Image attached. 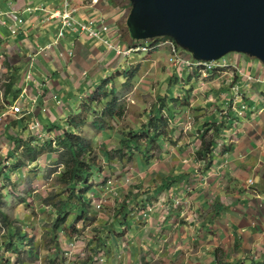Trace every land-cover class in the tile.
<instances>
[{
    "label": "rangeland",
    "instance_id": "374dc122",
    "mask_svg": "<svg viewBox=\"0 0 264 264\" xmlns=\"http://www.w3.org/2000/svg\"><path fill=\"white\" fill-rule=\"evenodd\" d=\"M68 1L71 9L89 0ZM112 1L122 12L117 32L121 40L116 43L123 48L131 46L135 43L128 25L131 1ZM31 2L46 10L56 6L63 10L59 7L66 0H21L18 5L25 8ZM16 3L17 0H0V207L8 216L0 217V264H185V254L191 258L190 263L210 264L209 257L204 260V253L197 251L195 242L204 234L201 222L204 224L216 205V192L209 196L207 192L212 182L220 184L218 187L225 192L231 189L230 183L225 185L223 167L216 158L232 144L255 138L249 137L253 134L256 144L264 143V63L256 57L231 52L211 67L204 62L188 66L183 61L193 59V55L179 46L183 61L178 63L165 38L156 48L130 54H117L105 47L101 51L90 49L78 54L76 64L80 69L87 67L89 78L81 79L84 82L76 90L77 98L69 101L70 107L66 106L56 124L41 115L37 131L31 128L36 122H28L26 115L19 117L31 105L22 97L15 98L17 90L27 93L28 87L9 83L11 72L4 68L25 57L16 54L12 38ZM28 76L32 78L29 72ZM105 79H109V86L117 88V104L124 108L119 117L103 115L106 101L87 103L93 95L102 94L99 88ZM11 83L8 95L7 85ZM248 100L258 103L252 108ZM15 105L22 106L23 111L14 113ZM248 107L254 112L249 113ZM157 115L167 122L159 121V137L151 146H146V139L139 140L140 149L122 145L130 133ZM86 116L87 121L79 123L82 125L75 132L91 144V152L85 153L83 160L88 165L96 164L85 195L88 204L80 217L81 208L69 205L66 223L57 226L55 210L69 199L70 189L62 177L66 150L56 141L65 129L72 130L73 120ZM95 121L102 127L95 126ZM208 122H214L209 129ZM216 127L221 130L207 168L208 159H200L197 151L202 147L201 136L211 138ZM41 132L43 137H39ZM32 138L37 140L27 144ZM33 146L37 150L32 153L28 148ZM35 153L34 159L31 155ZM222 164L229 165L225 161ZM212 189L217 191L215 185ZM207 198L210 205L204 206ZM234 198L229 193L228 200L221 197L226 203ZM179 220L185 222L182 228L183 224H177ZM166 221L173 224V233L164 227ZM10 226L17 233L11 240L18 244L17 250L6 245ZM177 234L181 239L188 235L187 244L195 249L190 252L184 244L175 252L168 249L174 247L172 237ZM234 251L219 247L218 259L227 261L236 254ZM246 257L239 260L252 264V257ZM237 261L231 262L239 264Z\"/></svg>",
    "mask_w": 264,
    "mask_h": 264
},
{
    "label": "crops",
    "instance_id": "0c3cea01",
    "mask_svg": "<svg viewBox=\"0 0 264 264\" xmlns=\"http://www.w3.org/2000/svg\"><path fill=\"white\" fill-rule=\"evenodd\" d=\"M17 1V7L14 11L19 13L18 15L24 21L22 23H15L14 21L13 25L16 26V30L13 31L12 38L15 41L16 52H19L16 54L20 58L23 55L25 57L22 60L18 59L13 66L6 65L4 68L11 72L12 78H9V83L13 82L21 88L28 87V92L21 93L20 91L18 98H24L27 105L31 106L28 107L26 113L19 117L26 115L29 119L28 122H39L40 116L44 115L51 124L56 121L58 116H62V113L67 110L66 106L70 107L69 101L77 98L76 90H80L79 86L84 82L81 79L89 78L87 67L80 69L79 65L76 64L78 54H85L90 49L95 48L101 51V47H108L102 41H98L80 30L64 26L62 18L52 17L54 10L58 9L57 6L52 10H46L43 5L38 6L31 2L22 8L18 5L21 0ZM23 1L25 2V0ZM114 4L112 0H99L98 3H92V0L87 3L83 1L74 7L76 11L73 13V17L82 22L93 20L95 28L101 27L100 20L102 18L106 19L111 29L109 36L113 34L112 40L114 42L120 41L121 35L117 32H119L118 23L122 19V12H118ZM59 8L63 9L64 7L60 6ZM62 31L63 35H61ZM65 34L68 35V39L65 38ZM101 34L106 36L108 33L102 31ZM2 37L5 38L6 36ZM45 47L48 50H45ZM109 51L112 52L110 49ZM27 72L32 75V78H27ZM96 73L92 74L94 78ZM76 81L80 82L74 84ZM16 85L13 90L16 89ZM260 85L262 84L260 83ZM64 91L66 94L63 93ZM58 100H60L59 104ZM248 103L253 108L258 102L248 100ZM36 105L38 107L35 109ZM252 111V109L249 110V113ZM248 126L251 127L252 125ZM252 129L249 128V130ZM249 137L255 138H249L248 142L232 144L226 153L222 156L218 155L216 158L218 159L216 162L223 167L226 177L225 185L230 183L231 189L226 193L222 187H218L220 184L216 185L212 182L207 192L208 196L210 193L216 192V205L209 218L204 219V224L201 222L202 227H204V234L199 241L195 240V242H197V251L204 253V260H208L209 257L210 264H235V262H231L233 260H238L237 263L239 264H245L239 259L245 258L246 255L248 256L247 259L252 257V264H264V143L256 144V135L254 134ZM224 161L229 165L222 164ZM250 179L252 180L251 183ZM213 185L216 186L217 191L212 189ZM210 190L212 191L210 192ZM228 193L235 198L226 203L221 197L228 200ZM206 204L210 205L208 198L204 200V206ZM179 223L183 224L181 228L185 225L183 220H179L177 224ZM164 227L168 229L167 232L173 230V224L168 221L164 223ZM172 239V246L174 247L168 248L172 249L171 251L175 252V250L181 249L183 244L188 248L190 247V252L195 249V247L187 244L188 235L185 236V239H181L177 234ZM246 242L249 243V246H244ZM219 247L225 250L234 249L236 254H233V260L230 257L227 258L228 262L225 260L220 262L218 259L220 258L218 255ZM185 255V264H193V262L190 263L191 258L188 254ZM196 260L194 259V261Z\"/></svg>",
    "mask_w": 264,
    "mask_h": 264
},
{
    "label": "water",
    "instance_id": "95a60500",
    "mask_svg": "<svg viewBox=\"0 0 264 264\" xmlns=\"http://www.w3.org/2000/svg\"><path fill=\"white\" fill-rule=\"evenodd\" d=\"M135 40L170 37L198 61L231 52L264 63V0H130Z\"/></svg>",
    "mask_w": 264,
    "mask_h": 264
},
{
    "label": "trees",
    "instance_id": "16d2710c",
    "mask_svg": "<svg viewBox=\"0 0 264 264\" xmlns=\"http://www.w3.org/2000/svg\"><path fill=\"white\" fill-rule=\"evenodd\" d=\"M162 38L166 39L169 37H157V38H155L152 41H149L147 43L150 45H155V44L159 43ZM109 84H110L109 79H105L103 81L102 86H100V88H99V91H102V94L98 97L93 95L92 97H90V99L88 100L89 102H87V103H90V101H94L95 99L98 101H100V100L106 101V107H105V110L103 111V115L112 114L111 117H115V116L119 117V115H121L123 113L124 108L117 104V99H116L117 88L114 86V84H111V86H109ZM12 86H13V83L7 85V87L9 88V90H7L8 94L10 93V88ZM107 87H109V90L106 89ZM20 91L21 90L16 91L15 98H18ZM118 106H119L120 110H117L116 107H118ZM101 117L103 118V116H101ZM86 118H87V116L80 121L73 120L72 121L73 122L72 127H71L72 130L65 129L64 132L61 134V136L56 141V143H59V145L64 150H66L67 159L62 161L64 168H65L62 177L64 178L65 183L68 185V189H70L68 191V198L69 199L65 200L55 210L56 211L55 218L57 221V226L58 225L60 226L61 224L66 223L67 217L65 216L66 215L65 210L67 209V207L69 205H72L75 208H81L80 215L78 216V217H80L85 212V207L88 204L87 196H85V195L89 191V189H90L89 187L92 183V177H93L94 171L91 169L95 168L96 164L91 163L88 165L83 160L85 153L91 152V149H90L91 144H89L88 140H86L83 136H81V134L75 132L77 130V128L80 127V125H82L83 123H85V121H87L88 118L87 119ZM159 121L167 122V120L165 118H163L162 116H159V115L155 116V120H153V121L150 120L141 129L130 133L129 137L122 141V145L123 146L126 145L128 147H132L133 145H135L140 149L139 140L140 139H146L147 140L146 146H151L154 143V141H156V139L159 137V133H158L159 128H160ZM79 123H82V124H79ZM213 124H214V122H208L209 126L207 128L209 129L210 127H212ZM95 126H99L100 128L102 127L98 123V121H95ZM151 128H153L152 131H151ZM220 130H221V127H216L214 135L209 139H207L205 137V135L201 136L203 138V139L201 138L202 139V147L197 151V155L200 157V159H203V160L205 158L208 159L207 168L209 167L210 163L213 160V156L215 153V146L217 143L216 141H217V137L220 134ZM29 140H27V141H29ZM36 140L37 139L32 138L30 140V142H26V143L31 144L32 141H36ZM17 142L21 143L24 141L23 140H17ZM51 144H52V142H51ZM51 144H50V146H51ZM149 149L150 148H148V150ZM36 150H37L36 146L28 148V151H31L32 153L36 152ZM31 157L32 158L34 157V159H35L36 153L33 154V156L31 155ZM98 172H101V171L99 170ZM167 181H168V183L170 182L169 180H167ZM0 197H1V194H0ZM75 197L77 198V201H73V199ZM0 217L1 218L4 217L5 219L8 217L7 214L2 211L1 207H0ZM121 223H123V222H121ZM73 227L75 229V226H72V229H73ZM9 234H10L9 242L6 245H7V247H11L13 250L14 249L17 250L18 244L15 242H11V240L13 239V236H15V234H17V233H16V231L13 230V227L11 228V226L9 229ZM24 237H25L24 235H19V239L23 240ZM22 242L24 243V241H21V243Z\"/></svg>",
    "mask_w": 264,
    "mask_h": 264
},
{
    "label": "built area",
    "instance_id": "2783aa9c",
    "mask_svg": "<svg viewBox=\"0 0 264 264\" xmlns=\"http://www.w3.org/2000/svg\"><path fill=\"white\" fill-rule=\"evenodd\" d=\"M99 0H92V3H98ZM69 6H70V2L68 0H66L65 4H64V8L63 10H55L53 13H52V17L56 18V17H60L62 18L63 20V24L64 26H67L71 29H74V30H80L81 32L83 33H86L88 34L90 37L92 38H96V39H100V41H102L107 47L108 49H110L111 51H114L116 52L117 54H123V53H127V54H130L132 52H135V51H140V50H145L147 51V49H152V48H156L158 47L160 44L157 43L155 45H150L148 44L147 42L149 41H152L153 39H149V40H145L143 43L142 40H135V43L131 46H125L124 48L119 45V43H116L112 40V35L109 36V33L111 32V29L109 27V24L106 22V19L102 18V20H100L101 22V27L100 28H95L93 25H94V21L93 20H89L88 22H82V21H78L76 20L74 17H73V13L76 11V8H71L69 9ZM13 18H14V21L15 23L17 22H23V18L21 16H19L17 14L16 11L13 10ZM102 31H105L107 32L108 34L106 36L102 35L101 32ZM61 35H63V31L61 32ZM155 39V38H154ZM166 42H170V45H172V52L177 60V62H182V57L181 55H179V45L176 43V41L172 38H166ZM185 62V65H188V66H192V65H199V64H204L205 65H208L211 67V65H215V63L217 61H198V60H195L194 58L193 59H188L187 61H183ZM28 78H30L28 76ZM13 109H14V113H17V112H21L23 111V108L22 106L20 105H15L13 106ZM40 123L39 122H36V125H32V129H36L37 128V131H39L40 127H39ZM42 128V127H41ZM39 137H43V132L40 133Z\"/></svg>",
    "mask_w": 264,
    "mask_h": 264
}]
</instances>
